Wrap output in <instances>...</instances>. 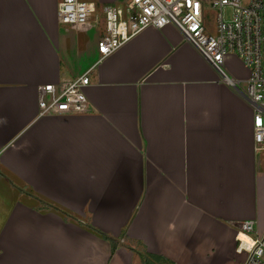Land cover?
<instances>
[{
  "label": "crops",
  "instance_id": "1",
  "mask_svg": "<svg viewBox=\"0 0 264 264\" xmlns=\"http://www.w3.org/2000/svg\"><path fill=\"white\" fill-rule=\"evenodd\" d=\"M58 1L0 0V264H142L87 225L174 264H244L230 221L264 235L247 66L217 68L178 25L94 59L61 31ZM92 67L93 113L39 116L42 86Z\"/></svg>",
  "mask_w": 264,
  "mask_h": 264
},
{
  "label": "built area",
  "instance_id": "2",
  "mask_svg": "<svg viewBox=\"0 0 264 264\" xmlns=\"http://www.w3.org/2000/svg\"><path fill=\"white\" fill-rule=\"evenodd\" d=\"M217 13L216 32L206 24L202 0H123V5H107L101 11L94 2L59 0L57 20L76 33L101 27L98 43L101 59L117 52L143 31L178 25L204 57L224 68L228 57H237L248 68L245 97L254 110V149L259 160L264 154V0H212ZM229 10V12H227ZM94 67L76 79L44 85L39 90V116H76L94 112L87 95ZM224 82L240 90V82L225 75ZM237 252L245 254L244 264H264V235L257 220H233ZM244 235L248 240H244Z\"/></svg>",
  "mask_w": 264,
  "mask_h": 264
},
{
  "label": "rangeland",
  "instance_id": "3",
  "mask_svg": "<svg viewBox=\"0 0 264 264\" xmlns=\"http://www.w3.org/2000/svg\"><path fill=\"white\" fill-rule=\"evenodd\" d=\"M81 1L94 2L98 6H100V16L102 18H105V15L101 11V9L104 6H107V5H123V0H119L117 3H115V2H111L110 3V2H107V1H103V0H81ZM211 1L212 0H205V2H206V8H207V12H206V24H207V27L210 30V32L214 33V32H216V18H217V13L212 9V3H211ZM227 12H229V10H227ZM65 29H66V26L65 25H62L61 26V31L63 33H66L67 35L70 36V41H73L75 43V45H77V48H78V45H79V47L82 48L83 50H87V52L89 51L90 54H91V56L94 59H98L101 56L100 53L98 52V49H97V45H98V43L100 41V38L103 35L102 32L104 31V30H102V31L100 30L101 27L99 29L94 30V31L89 32V33H75V32H71V31L67 33V32H65ZM71 55H72V61H73V63L70 64L67 67V70L70 71V74H73V76H75L76 74H78V73L81 72L82 67L84 66V63L86 64L87 63V60L86 59H83L82 60L83 61V64L79 61V59H80L79 56H81V54H79L78 50L77 51L74 50L71 53ZM82 56L85 57L84 52H82ZM242 88L243 89H246L247 86L243 85ZM261 161H262V169H264V154H262ZM54 208H56V207H54ZM132 246L140 249L139 246H136V245H132Z\"/></svg>",
  "mask_w": 264,
  "mask_h": 264
},
{
  "label": "trees",
  "instance_id": "4",
  "mask_svg": "<svg viewBox=\"0 0 264 264\" xmlns=\"http://www.w3.org/2000/svg\"><path fill=\"white\" fill-rule=\"evenodd\" d=\"M46 204H48V205H45L47 209H51V210H55L56 212H59L61 215H63L65 217L66 220H69V219L76 220L74 218V215H72L68 211H66V210H64L58 206H55L53 204H50V203H46ZM42 207H44V205ZM54 207H56V208H54ZM86 227L91 232L95 233L96 235H98L99 237L104 239L105 241L109 242L112 246L113 252H115L120 247H124V248L134 252L140 258L142 264H174L172 261H170V260H168L162 256H158V255L149 253L147 250V247L141 241H135V240L131 239L130 237H128L126 235V231H124L119 238H115V237L108 235V234L102 232L101 230L93 227L92 225H87ZM132 245L139 246L140 249H138Z\"/></svg>",
  "mask_w": 264,
  "mask_h": 264
},
{
  "label": "bare ground",
  "instance_id": "5",
  "mask_svg": "<svg viewBox=\"0 0 264 264\" xmlns=\"http://www.w3.org/2000/svg\"><path fill=\"white\" fill-rule=\"evenodd\" d=\"M244 240H248L247 237H245L244 235L241 236Z\"/></svg>",
  "mask_w": 264,
  "mask_h": 264
}]
</instances>
